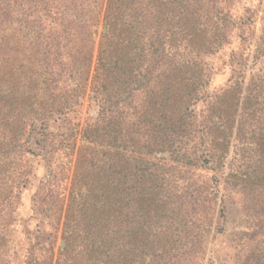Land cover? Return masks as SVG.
Masks as SVG:
<instances>
[{"label":"trees","instance_id":"1","mask_svg":"<svg viewBox=\"0 0 264 264\" xmlns=\"http://www.w3.org/2000/svg\"><path fill=\"white\" fill-rule=\"evenodd\" d=\"M256 21L244 0H0V264L190 262L192 232L165 226L179 222L165 196L178 191L180 172L227 163L207 177L215 194L264 180V168L228 159L248 127L259 138L264 76L246 79L232 48L253 37ZM228 53L223 65L235 74L211 92L214 60ZM86 96L97 104L91 118L58 134L74 155L67 202L35 194L33 213L43 216L34 218L54 231L31 230L16 213L32 174L27 154H36L29 144L41 155L47 123L79 112Z\"/></svg>","mask_w":264,"mask_h":264},{"label":"rangeland","instance_id":"2","mask_svg":"<svg viewBox=\"0 0 264 264\" xmlns=\"http://www.w3.org/2000/svg\"><path fill=\"white\" fill-rule=\"evenodd\" d=\"M244 1L257 11L253 37L251 34V38L246 41L244 46H239L237 41L232 48L236 53V59L238 57L243 63L242 68L246 79L255 73H259L263 77L264 51L255 52L254 41L263 35L261 29L264 26V3L260 0ZM102 27V24L98 26L97 37L102 32ZM228 55L229 53L214 60L218 70H215L210 81L209 90L211 92L220 91L230 85L229 79L234 72L231 68L223 65V62L228 60ZM260 90L262 110L256 128L259 138H252V127H248L243 135L242 144L232 147L228 154V159H231L235 153H238L244 168L254 165L264 168V83ZM96 107L97 104L86 96L79 112L68 114L58 120H50L47 123V131L50 136L41 155L37 154L36 147L29 144L31 150L36 154H27V158L32 164V174L29 176V183L19 194L20 204L16 213L27 221L31 230L39 226L48 232L54 231L47 222L34 218L43 216L33 213L35 194L44 198L45 196H55L57 192H60V196L66 203L70 192L74 155L70 158L68 151H64L62 146L58 145L60 140L58 134H69L74 129L79 131L85 121L91 118ZM201 108L203 106L199 104L198 109ZM76 139V146H78L80 143L79 134L76 135ZM157 157H167V155L163 153L158 154ZM12 159V170L16 175L19 163L18 152L15 151L12 154ZM70 160L72 161L68 162ZM66 167H69V171L63 172L66 178L60 181L58 179L61 178L60 171ZM190 169L188 172H180L182 180L178 185V191L172 196H165L169 207L178 205L175 212L179 221L177 224L168 222L165 226L172 230H187L193 234L189 238L187 246L191 248V253L194 256L187 264H264V180H258L253 185L247 182L243 189H220L215 194L216 189H210L211 184L206 185L207 177L214 175L215 171H226L227 163L223 166L213 167V169L196 164L192 165ZM50 171L57 177L45 183V180L51 179L48 176ZM210 192L211 194L208 195ZM50 208H42L45 209L43 213L50 214L55 210L54 207ZM60 235L61 227L57 231L56 250L59 247H64H62L64 242L61 241Z\"/></svg>","mask_w":264,"mask_h":264},{"label":"water","instance_id":"3","mask_svg":"<svg viewBox=\"0 0 264 264\" xmlns=\"http://www.w3.org/2000/svg\"><path fill=\"white\" fill-rule=\"evenodd\" d=\"M102 32H103V33L106 32V27H105V26L102 27ZM63 246H64V243H62V247H63Z\"/></svg>","mask_w":264,"mask_h":264}]
</instances>
